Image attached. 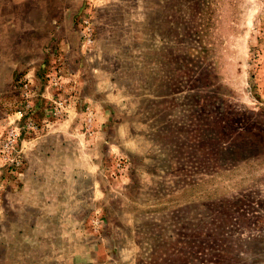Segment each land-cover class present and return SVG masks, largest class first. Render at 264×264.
<instances>
[{"label": "rangeland", "instance_id": "rangeland-1", "mask_svg": "<svg viewBox=\"0 0 264 264\" xmlns=\"http://www.w3.org/2000/svg\"><path fill=\"white\" fill-rule=\"evenodd\" d=\"M0 264H264V0H0Z\"/></svg>", "mask_w": 264, "mask_h": 264}]
</instances>
